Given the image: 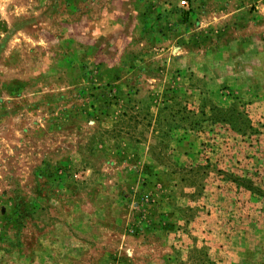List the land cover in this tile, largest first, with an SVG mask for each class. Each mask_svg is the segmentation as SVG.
<instances>
[{
  "label": "rangeland",
  "instance_id": "obj_1",
  "mask_svg": "<svg viewBox=\"0 0 264 264\" xmlns=\"http://www.w3.org/2000/svg\"><path fill=\"white\" fill-rule=\"evenodd\" d=\"M0 0V264H264V0Z\"/></svg>",
  "mask_w": 264,
  "mask_h": 264
},
{
  "label": "built area",
  "instance_id": "obj_2",
  "mask_svg": "<svg viewBox=\"0 0 264 264\" xmlns=\"http://www.w3.org/2000/svg\"><path fill=\"white\" fill-rule=\"evenodd\" d=\"M181 3H186V1L185 0H181Z\"/></svg>",
  "mask_w": 264,
  "mask_h": 264
}]
</instances>
